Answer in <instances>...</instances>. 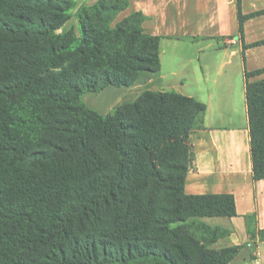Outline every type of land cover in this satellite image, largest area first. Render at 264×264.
<instances>
[{
  "label": "trees",
  "instance_id": "1",
  "mask_svg": "<svg viewBox=\"0 0 264 264\" xmlns=\"http://www.w3.org/2000/svg\"><path fill=\"white\" fill-rule=\"evenodd\" d=\"M110 1L79 9L75 35V0H0V264H228L240 248L211 249L228 231L201 219L236 216L234 197L184 190L205 106L150 91L107 115L82 102L159 70L145 17L112 27L129 2ZM245 97L262 180L264 79Z\"/></svg>",
  "mask_w": 264,
  "mask_h": 264
},
{
  "label": "crops",
  "instance_id": "2",
  "mask_svg": "<svg viewBox=\"0 0 264 264\" xmlns=\"http://www.w3.org/2000/svg\"><path fill=\"white\" fill-rule=\"evenodd\" d=\"M128 2L119 16L145 17V33L159 38V70L142 71L131 87L100 93L114 89L122 103H131L146 91L174 92L205 106L191 138L194 170L185 193L232 195L236 216L201 219L228 231L211 248L239 247L228 264H264V179H253L245 97L246 82L255 79L246 73L264 69V44L256 45L264 41V0Z\"/></svg>",
  "mask_w": 264,
  "mask_h": 264
},
{
  "label": "rangeland",
  "instance_id": "3",
  "mask_svg": "<svg viewBox=\"0 0 264 264\" xmlns=\"http://www.w3.org/2000/svg\"><path fill=\"white\" fill-rule=\"evenodd\" d=\"M100 0H75V7L72 10V18L65 24L64 26V32L67 33H74L75 35H78V20H77V11L81 8L86 10L88 14L90 15V9ZM104 1L106 5L111 4L110 0H101ZM123 19V16H119L116 18L115 22L112 24V27L116 25L119 21ZM264 79V75L258 76L254 80L251 79V82L258 81ZM120 91V90H118ZM122 97L123 94L120 92H115L114 89L112 90H106L102 93H86L82 97V102L90 109L94 110L95 112L101 114V115H107L123 104L122 103ZM113 107V108H112ZM112 108V109H110ZM192 141V140H191ZM226 234H220L218 235L217 240L224 238ZM211 248V245H210ZM212 249V248H211Z\"/></svg>",
  "mask_w": 264,
  "mask_h": 264
}]
</instances>
